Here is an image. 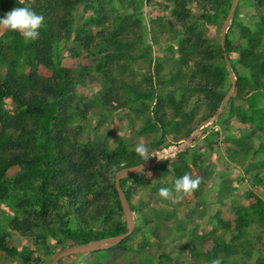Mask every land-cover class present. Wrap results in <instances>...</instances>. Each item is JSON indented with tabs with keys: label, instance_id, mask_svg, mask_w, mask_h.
I'll list each match as a JSON object with an SVG mask.
<instances>
[{
	"label": "rangeland",
	"instance_id": "rangeland-1",
	"mask_svg": "<svg viewBox=\"0 0 264 264\" xmlns=\"http://www.w3.org/2000/svg\"><path fill=\"white\" fill-rule=\"evenodd\" d=\"M31 1L0 0V16L14 7L48 6L52 20L62 18L75 30L86 26L94 46L116 43L89 54L83 46L87 37L71 43L53 38L52 49H62L61 59L55 55L52 62H40L35 52L41 30L38 39L30 40L0 27V79L17 64L20 74L34 71L42 79L58 80V67L51 63L62 60L71 73L69 121L64 116L57 122L55 137L62 133L65 166L74 165L85 180L91 174V185L96 177L97 188L91 186L88 195L108 200L111 211L99 224L90 211L87 223L101 229L115 223L114 151L123 146L135 152V145L143 143L148 149L144 158L155 164L126 183L137 210L132 211L135 227L125 246L71 255L57 264H210L217 257L221 264H264V229L236 228L240 214L251 215L258 198L264 203V0H239L233 14L234 0H88L76 9L72 5L78 0ZM229 18L232 84L215 68L221 66L219 49H226L222 31ZM203 53L208 57L202 59ZM242 60L259 63L243 68ZM202 61L214 69L203 71ZM213 94L224 95L218 108ZM3 108L17 110L12 100ZM252 110L258 118L243 120ZM25 118L33 128L34 117ZM0 135L15 141L21 131L8 129ZM179 144L187 147L176 156H156ZM5 150L14 152L16 144ZM186 172L200 178L196 190L178 200L175 194L168 199L159 195L160 187H171ZM23 173L12 168L7 179L14 185ZM25 174L30 178L31 172ZM23 195L17 190L0 199V239L5 237L9 248L17 250L15 255L0 251V264H53L57 252L70 248L56 221L58 210H49L43 229L35 227L40 209L28 204L19 208ZM34 198L32 192L25 195L26 200ZM16 218L29 219V236L11 229ZM66 220L72 228L79 223L75 215Z\"/></svg>",
	"mask_w": 264,
	"mask_h": 264
},
{
	"label": "trees",
	"instance_id": "trees-1",
	"mask_svg": "<svg viewBox=\"0 0 264 264\" xmlns=\"http://www.w3.org/2000/svg\"><path fill=\"white\" fill-rule=\"evenodd\" d=\"M26 1L27 3L32 2L31 0ZM86 1L88 0H78V2L74 3L72 6L76 9L78 5ZM47 7L48 6H42L33 9L46 18L47 24L45 25L44 22L40 28L43 37L42 42H37L36 44L37 50L35 53L41 56L39 59L40 62H52L55 55L61 59L63 55L61 53L63 52L62 49L57 47L52 49L53 38H56V42L58 43L62 40L65 43H71L73 42L72 40L78 42L87 37L83 46L89 50V54H97V51L105 49L109 50L111 47H108L113 45L114 42L105 41L101 43L102 47L94 46L92 44L94 38L91 36L90 32L85 29L86 26L75 30L74 25L69 26L62 18H56L54 21L49 18V14L46 13ZM64 27H67L66 31ZM43 44H46V46L41 47ZM225 47V50L223 48L219 49L221 66L215 67L210 63L202 61L201 67H203V71L207 72L213 70L214 67L218 68L220 77L222 79L227 77L229 83L232 84V79L227 70V61L230 62L229 54L233 51L232 42L229 39L228 33ZM64 52L71 58L72 52L69 53L65 48ZM194 52L195 50L193 51V55ZM17 55L20 56L19 51ZM213 55H215V52L210 55V57ZM202 57V59H205L208 56L203 53ZM35 59V57H33V59L31 58L32 61ZM62 61L51 63L58 67V80H54L53 78L42 79L37 76L34 71L20 74L15 70L17 64L5 74V78L0 79L1 133H5V130L8 129L21 131V135L18 136L15 141H12L11 138L5 139V137H3L4 135H0V199H9L13 192L21 190L24 195L20 198L21 200L20 203H18V207L23 208L28 204L29 206L40 209L37 214L38 218H35L33 226L41 229L45 227L44 222L48 218L49 210L52 208L57 209L56 221L61 225L60 230L64 233L69 243L68 246L73 247L116 237L127 233L129 229L115 184H113L112 187L117 205L114 212L115 215H117L113 217V219H115L114 225L111 228L101 229L99 227H91L86 221L88 220L90 211V217L93 218L92 221L97 224L100 223L101 218L108 217L111 211L108 200L104 198L91 200L88 195L89 192L87 191H92L91 186L95 185L97 188L96 184L98 183L96 177L91 185V174L88 176L87 180H85V177L77 174L79 172L74 171V165L65 166L64 162L66 163L67 156L62 152L60 145L61 139H63L62 133L61 135L59 134L57 138L55 137V126L57 122L62 120L64 116V120L69 121V119L66 118V115L68 116L67 107L69 106L68 97L69 91L73 88L74 83L70 71L61 64ZM243 62V68L248 66L250 68H256L258 65L255 63H259L254 60ZM261 63L263 64L264 61ZM233 71L235 74H239L234 66ZM255 88H257V86H255ZM217 95L219 96V94ZM215 96L216 95H214V98ZM218 96H216V101L213 102L215 108H218L224 99V95H220L219 98ZM6 100H12L17 110L13 113L5 110L3 108V103ZM253 113L254 111L252 110L248 116H243L242 119L258 118L257 115H253ZM27 115L34 117L35 123L39 129V136L36 134V124L33 128H30L25 118ZM25 137L26 139H22ZM11 144H16L17 150H14V152L5 150V148ZM21 148L24 150L22 151ZM110 157L115 167V172L138 166L148 161L147 158L142 157L134 151H129L123 146H120L114 151ZM12 168H19L22 171L24 170L25 173L29 171L31 172V176L27 178V175L23 173L14 181L13 185V183L9 182L7 179V174ZM72 172L76 174H73V176L71 175ZM136 176L134 175V177ZM131 178L132 176L123 179L121 181V187L124 189L131 210L136 211L137 207L133 204L132 193L130 190L125 189L126 183ZM29 192L34 194L35 198L33 200L25 199V195ZM57 200L64 201V205L60 206ZM257 203L259 204L258 206L255 204L254 206H250L252 209L250 208L249 210L253 212L251 215L240 214L241 217L238 218L236 223V228L238 230H243L250 226L264 229V203L260 198L257 199ZM94 208L96 209L94 210ZM60 209L62 210V214ZM71 215L77 216L79 220L78 225L74 228L70 227L68 220H66V218ZM97 224L94 226L96 227ZM32 228L28 218L25 220L16 218L11 224V229L13 231L28 236L31 234ZM130 236L112 249L123 248L125 243L131 238ZM0 251H4L8 255H15L17 253L16 249L12 250L9 248L5 237L0 239ZM240 264L245 263L241 262Z\"/></svg>",
	"mask_w": 264,
	"mask_h": 264
},
{
	"label": "clouds",
	"instance_id": "clouds-1",
	"mask_svg": "<svg viewBox=\"0 0 264 264\" xmlns=\"http://www.w3.org/2000/svg\"><path fill=\"white\" fill-rule=\"evenodd\" d=\"M44 23V17L28 6L14 7L10 11L0 16V27L10 31H16L23 34L26 39L36 40L40 36V28ZM135 152L142 157L147 154V146L138 143L134 148ZM126 170V169H125ZM125 174V172H123ZM200 184V178H193L189 173L175 178L171 187H160L158 193L162 198L180 199L181 194H188L196 190ZM210 264H221L219 257L212 259Z\"/></svg>",
	"mask_w": 264,
	"mask_h": 264
},
{
	"label": "water",
	"instance_id": "water-1",
	"mask_svg": "<svg viewBox=\"0 0 264 264\" xmlns=\"http://www.w3.org/2000/svg\"><path fill=\"white\" fill-rule=\"evenodd\" d=\"M238 1L239 0H234V4H233V8H232V14H233L235 8L237 7ZM229 23H230V18L227 20V22L223 28V31H222V44L224 46H225L226 37H227V33H228ZM227 63H228V65L230 64L229 61H227ZM231 76H232L233 80H235V76L233 74H231ZM234 84H235V82H234ZM192 139H194L193 136H192L191 140L189 141L190 143L192 142ZM154 165L155 164L153 162H145V163L138 165V166L126 168V170L123 169L117 173L116 188L118 190L120 200L122 202V206H123V209H124V212L126 215V219H127V224H128V229H129V231L127 233L116 236V237H112L109 239L101 240L98 242H93V243H89L86 245H76V246L61 250L54 255L53 264H57L61 259L68 257V256H71V255L86 254V253L99 251L102 249L112 248V247L122 243L126 238H128L134 231L135 220H134V217L132 214V210L130 208L129 201L125 195L123 188L121 187V181L127 177H131V176L137 175L139 173H142ZM123 172H125V174Z\"/></svg>",
	"mask_w": 264,
	"mask_h": 264
},
{
	"label": "built area",
	"instance_id": "built-area-1",
	"mask_svg": "<svg viewBox=\"0 0 264 264\" xmlns=\"http://www.w3.org/2000/svg\"><path fill=\"white\" fill-rule=\"evenodd\" d=\"M185 147H187L186 144H185V146H184V144L183 145L179 144V147H177V145L170 146L169 148L163 149L161 152H158L156 156L159 159L168 158L171 156H176L180 152H183Z\"/></svg>",
	"mask_w": 264,
	"mask_h": 264
},
{
	"label": "bare ground",
	"instance_id": "bare-ground-1",
	"mask_svg": "<svg viewBox=\"0 0 264 264\" xmlns=\"http://www.w3.org/2000/svg\"><path fill=\"white\" fill-rule=\"evenodd\" d=\"M168 153V152H167Z\"/></svg>",
	"mask_w": 264,
	"mask_h": 264
}]
</instances>
